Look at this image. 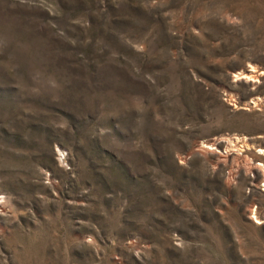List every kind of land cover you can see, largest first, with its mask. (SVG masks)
I'll use <instances>...</instances> for the list:
<instances>
[{
    "label": "rangeland",
    "instance_id": "1",
    "mask_svg": "<svg viewBox=\"0 0 264 264\" xmlns=\"http://www.w3.org/2000/svg\"><path fill=\"white\" fill-rule=\"evenodd\" d=\"M262 152L264 0H0V264H264Z\"/></svg>",
    "mask_w": 264,
    "mask_h": 264
},
{
    "label": "bare ground",
    "instance_id": "2",
    "mask_svg": "<svg viewBox=\"0 0 264 264\" xmlns=\"http://www.w3.org/2000/svg\"><path fill=\"white\" fill-rule=\"evenodd\" d=\"M250 69V70H249ZM248 70L249 71H246V73H243V75H242V79L243 80H246V81H251V79H252V73H254L253 72V70L251 69V68H249ZM238 78H241V77H238ZM254 78V77H253ZM260 101V100H259ZM233 139V138H232ZM223 140V139H222ZM234 140V139H233ZM262 153H264V152H262ZM226 157V156H225ZM236 158V157H235ZM253 166V165H252ZM256 166V165H255ZM248 167V166H247ZM250 168V167H249ZM258 170V169H257ZM260 172H261V176H262V178L264 177V169L263 170H260ZM256 223V222H255ZM256 224H258V223H256Z\"/></svg>",
    "mask_w": 264,
    "mask_h": 264
},
{
    "label": "built area",
    "instance_id": "3",
    "mask_svg": "<svg viewBox=\"0 0 264 264\" xmlns=\"http://www.w3.org/2000/svg\"><path fill=\"white\" fill-rule=\"evenodd\" d=\"M263 188H264V185L260 186V188H259V189L262 191V189H263Z\"/></svg>",
    "mask_w": 264,
    "mask_h": 264
}]
</instances>
